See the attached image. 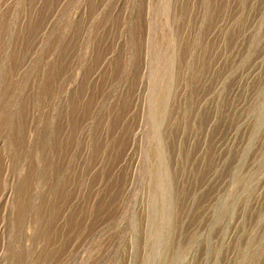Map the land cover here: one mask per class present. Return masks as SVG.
Segmentation results:
<instances>
[{
	"label": "rangeland",
	"instance_id": "374dc122",
	"mask_svg": "<svg viewBox=\"0 0 264 264\" xmlns=\"http://www.w3.org/2000/svg\"><path fill=\"white\" fill-rule=\"evenodd\" d=\"M0 264H264V0H0Z\"/></svg>",
	"mask_w": 264,
	"mask_h": 264
}]
</instances>
